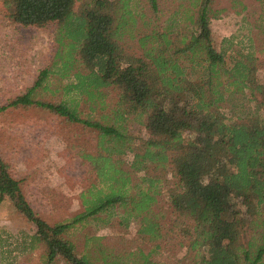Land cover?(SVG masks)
I'll return each instance as SVG.
<instances>
[{"label": "trees", "instance_id": "trees-1", "mask_svg": "<svg viewBox=\"0 0 264 264\" xmlns=\"http://www.w3.org/2000/svg\"><path fill=\"white\" fill-rule=\"evenodd\" d=\"M145 1L147 12L143 0H3L13 23L56 24L57 46L50 66L0 111L35 105L92 128L98 143L82 154L96 179L72 217H41L1 151L0 201L9 198L35 224L25 247L42 248L44 264H167L157 256L172 239L178 262L264 264L263 55L217 47L214 0L193 2L186 25L182 11L163 23L159 0ZM54 73L72 78L62 87L67 96L37 97ZM247 101L255 104L245 108ZM161 202L173 225L157 210ZM117 218L137 222L128 248L93 250L90 235L80 248L77 227Z\"/></svg>", "mask_w": 264, "mask_h": 264}, {"label": "rangeland", "instance_id": "rangeland-1", "mask_svg": "<svg viewBox=\"0 0 264 264\" xmlns=\"http://www.w3.org/2000/svg\"><path fill=\"white\" fill-rule=\"evenodd\" d=\"M143 1L142 11L147 12L149 5ZM159 2L163 23L174 19V12L182 11L184 20L181 22L186 25V13L196 0ZM4 11L3 0H0V107L35 83L41 71L53 61L57 46L56 24L25 26L11 22L3 15ZM210 22L219 49H227L229 55L237 49L247 51L250 48L257 51V55H263L264 59V53L260 52L264 46L263 3L258 0H214ZM51 76L49 87L40 90L37 97L59 101L67 96L62 87L72 78H61L59 73ZM258 77L264 82V68L258 71ZM237 96L241 97L240 94ZM114 99L115 91H112L109 100ZM233 102L238 104L240 100L236 97ZM254 104L247 101L245 108ZM82 106L88 108L86 104ZM99 113L95 114L99 116ZM134 129L139 136L145 133L137 127ZM97 140V133L92 128L35 105L10 106L0 111L1 154L9 163L10 172L20 180L31 205L50 223L65 220L83 210L81 193L96 177L82 154L95 151ZM160 207L165 224L173 225L175 214L172 208L163 202L156 205L158 211ZM35 228V224L9 198L0 201V264H44L42 248L25 247L30 244L29 235ZM137 228V222L126 227L118 218L109 225L92 220L83 227H77L74 238L82 249L90 235L94 238L90 241L93 250L103 247L108 249L106 251L119 253L137 238ZM175 240L168 241L166 250L159 253L157 259L167 264H187V260L178 262ZM144 243L143 246L151 248L150 243ZM53 264L65 262L58 260Z\"/></svg>", "mask_w": 264, "mask_h": 264}]
</instances>
